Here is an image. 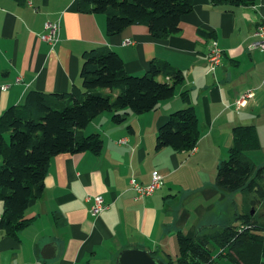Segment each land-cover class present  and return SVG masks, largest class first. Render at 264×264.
Instances as JSON below:
<instances>
[{
    "label": "crops",
    "instance_id": "1",
    "mask_svg": "<svg viewBox=\"0 0 264 264\" xmlns=\"http://www.w3.org/2000/svg\"><path fill=\"white\" fill-rule=\"evenodd\" d=\"M180 20L179 31L167 38L152 36L143 25L108 35L104 14L80 12L77 0H0V85L10 83L0 89V114L23 103L31 90L63 93L81 88L83 54L96 46L116 51L127 73L141 75L160 59L182 76L174 95L153 110L139 115L129 111L119 124L109 111L93 117L82 132L100 134L98 153L50 159L42 195L26 210L29 224L17 237L0 230V264H118L120 252L127 248L143 249L167 264L168 257L177 254V233L195 231L190 211L206 209L218 198L200 190L215 184L211 170L202 169L201 179L190 181V161L198 159L212 139L230 143L231 129L237 125H254L260 148L264 146V51L250 46L256 26L264 23V0H193L192 10ZM46 21L60 24L54 46L40 38ZM125 39L131 43L125 44ZM210 39L223 52L214 70L206 58ZM248 89L253 96L237 106L235 99ZM188 105L200 129L194 150L157 148L158 128L170 113ZM154 171L162 175L161 184L152 195L136 198L130 180L147 184ZM94 195L108 204L98 215L91 212Z\"/></svg>",
    "mask_w": 264,
    "mask_h": 264
},
{
    "label": "trees",
    "instance_id": "2",
    "mask_svg": "<svg viewBox=\"0 0 264 264\" xmlns=\"http://www.w3.org/2000/svg\"><path fill=\"white\" fill-rule=\"evenodd\" d=\"M210 1L213 4L253 3V0ZM77 5L80 12L104 14L108 35L130 25H143L152 36L167 38L179 31L180 19L192 10L193 0H77ZM80 77L81 88L74 86L63 93L31 90L23 103L10 105L0 114V199L3 201L0 230L3 235L17 237L29 224L27 207L42 195L53 156L101 150L99 133L82 132L93 117L109 111L114 123H122L129 111L143 114L172 97L182 81L180 72L160 59L152 61L141 75L127 73L122 57L104 45L84 52ZM114 89H118L116 95L111 94ZM181 97L186 100V92ZM199 136L196 114L188 105L170 113L158 128L156 147L192 151ZM259 148L254 125H237L231 129L227 159L217 164L215 184L228 191H240L242 211L236 212L227 223L178 232L177 254L168 257L167 264H262L264 164L256 166L246 153ZM256 206L262 210L255 211Z\"/></svg>",
    "mask_w": 264,
    "mask_h": 264
},
{
    "label": "rangeland",
    "instance_id": "3",
    "mask_svg": "<svg viewBox=\"0 0 264 264\" xmlns=\"http://www.w3.org/2000/svg\"><path fill=\"white\" fill-rule=\"evenodd\" d=\"M111 94L114 95L113 93ZM5 135L7 136L6 142L9 143L10 137L8 133H6ZM260 136L264 139V130H260ZM225 142L226 139L224 143L222 142V140L219 141V139H212L211 146L206 147L198 159L190 161V181L201 179L203 174V171H201L202 169L211 170L213 172V178L215 179L217 164L220 161L227 159L228 148L231 145V141L230 143L228 142L227 145H225ZM246 153L256 166L264 164V146L259 149L249 150ZM204 177L209 176L208 174H206L204 175ZM190 187H192L191 184ZM195 190L197 189L192 188V191ZM200 190H207L209 194L208 196H212L215 194L218 195V198H213L212 201H209V203H207L206 209L202 208L197 212L190 211V224H193L195 230L204 225H212L206 224L211 219L213 222H218V224L230 222L233 220L234 214L236 212L242 211V194L240 191H228L218 187L216 184L206 185ZM207 199L211 200V198ZM261 210L262 207L256 206L255 211ZM208 216L210 217L207 218Z\"/></svg>",
    "mask_w": 264,
    "mask_h": 264
},
{
    "label": "built area",
    "instance_id": "4",
    "mask_svg": "<svg viewBox=\"0 0 264 264\" xmlns=\"http://www.w3.org/2000/svg\"><path fill=\"white\" fill-rule=\"evenodd\" d=\"M44 28H45V32L40 35V38L42 40H45L51 46H54L58 41V37H59V28H60L59 22L46 21L44 23ZM253 35L256 37V40L250 45L251 48L258 47L259 49L264 51V23L256 26ZM123 42L125 44H130L131 40L125 39L123 40ZM222 53H223L222 49L218 45L217 41L214 39H210L208 51L206 53V58L210 70H214L217 66L220 65ZM15 82H19V77L15 78ZM9 85L10 83H3L0 85V89H6L9 87ZM252 96H253V90L248 89L242 92L235 99L234 102L237 106H240L243 105L244 102H246V100L248 98H251ZM122 141H123L122 139L119 140V142ZM161 181H162V175L159 172L154 171L151 175V179L149 183L143 184L136 181L135 179H131L130 183H131V187L135 190L136 198H140L143 196L152 195L161 184ZM90 199L92 200V205H91L92 214L98 215L100 212L108 208V204L104 202L102 196L94 195L90 197Z\"/></svg>",
    "mask_w": 264,
    "mask_h": 264
},
{
    "label": "water",
    "instance_id": "5",
    "mask_svg": "<svg viewBox=\"0 0 264 264\" xmlns=\"http://www.w3.org/2000/svg\"><path fill=\"white\" fill-rule=\"evenodd\" d=\"M118 264H164L158 258L152 256L148 251L140 248H127L120 252Z\"/></svg>",
    "mask_w": 264,
    "mask_h": 264
}]
</instances>
